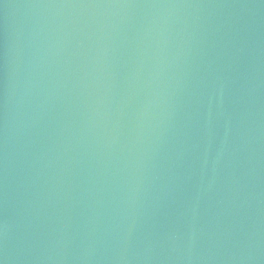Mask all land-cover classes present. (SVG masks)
I'll use <instances>...</instances> for the list:
<instances>
[{
	"label": "water",
	"instance_id": "water-1",
	"mask_svg": "<svg viewBox=\"0 0 264 264\" xmlns=\"http://www.w3.org/2000/svg\"><path fill=\"white\" fill-rule=\"evenodd\" d=\"M0 264H264V0H0Z\"/></svg>",
	"mask_w": 264,
	"mask_h": 264
}]
</instances>
